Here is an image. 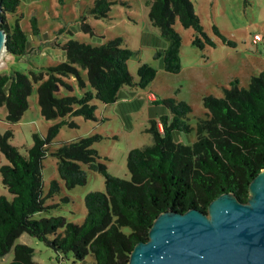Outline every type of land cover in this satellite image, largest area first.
Here are the masks:
<instances>
[{
	"label": "trees",
	"instance_id": "obj_1",
	"mask_svg": "<svg viewBox=\"0 0 264 264\" xmlns=\"http://www.w3.org/2000/svg\"><path fill=\"white\" fill-rule=\"evenodd\" d=\"M111 2L94 0L90 11L97 17L104 16ZM18 4L19 0H0V27L5 31L7 52L12 55L25 52L27 41L18 18L7 22L4 16L5 12H15ZM147 4L148 21L159 28L166 42L154 52L166 71L178 72L181 67V36L173 27L175 18L194 30L192 44L200 48L205 44L215 45L190 0H147ZM30 20L33 33H37L36 19ZM81 28L92 32L84 18ZM213 30L227 41L217 26L213 25ZM61 49L65 59L39 71L14 70L0 74V105L6 107L8 122L17 121L27 108L32 82L36 81L40 113L45 118L60 117L48 126L44 135L33 132V143L26 154L10 143V128L0 131V152L7 160L0 164L1 182L12 195L9 199L0 194V255L13 246V258L6 264H42L32 259L30 245L14 243L21 232L36 236L62 255L58 264L68 252L80 259L81 264H128L133 245L147 239L148 228L158 213L185 211L190 207L206 211L212 198L227 191L246 201L250 180L264 167V68L250 76L246 87L238 86L234 78L230 86L223 87L222 96L212 93L202 96L205 116L197 119V136L189 144L175 141L173 132L191 129L187 122L190 105L173 97L153 98V102L164 105L167 111L150 119L147 130L151 143L128 149V178L107 171L92 147L97 134L62 142L51 153L56 156L57 172L65 187L85 182L83 163L103 174L104 190H89L84 194L86 211L80 223L69 221L61 214L34 217L35 212H49L70 199L65 194L58 201L53 200L60 189L56 178L50 180L44 192L41 162L60 126L74 125L66 116L96 119V104L92 99L111 103L122 85L134 83L127 66L134 50L122 44L121 36L95 45L68 38L62 42ZM80 68L85 69L88 89L80 95H56L60 85L70 88L63 76L72 74L83 86ZM136 72L135 83L142 88L156 74L147 62L139 63ZM124 226L129 228L127 232L122 230ZM86 255H91L92 260H85Z\"/></svg>",
	"mask_w": 264,
	"mask_h": 264
},
{
	"label": "rangeland",
	"instance_id": "obj_2",
	"mask_svg": "<svg viewBox=\"0 0 264 264\" xmlns=\"http://www.w3.org/2000/svg\"><path fill=\"white\" fill-rule=\"evenodd\" d=\"M93 1L19 0L15 12L4 13L7 22L18 18L27 41L22 54L12 55L5 51L1 55L0 74L14 70L26 73L31 69L39 71L46 65L64 60L65 53L61 44L68 38L95 45L108 38L121 36L122 44L134 50L127 60L134 83L122 85L111 103L104 104L96 98L92 99L96 104V119L84 118L82 115L66 116L74 125L62 124L48 144V152L41 160L43 190L47 191L50 180L56 178L60 189L53 200L58 201L65 194L70 199L49 212H35L33 216L37 218L61 214L69 221L80 223L86 211L84 194L89 190H104L103 174L88 169L83 163L81 166L86 172L85 182L71 188L65 187L57 172L56 156L51 153L62 142L97 134L92 147L97 150L107 171L128 178V149L152 142L147 130L150 119L157 118L166 110L164 105L153 102V98L173 97L190 105L187 122L191 129L188 132H173L175 141L189 144L197 136V119L205 116L202 96L208 93L222 96L223 87L230 86V80L234 78H237L238 86L246 87L250 76L264 68V0H190L205 32L214 40L215 45L205 44L200 48L192 44L194 30L183 26L175 18L173 27L181 36V67L178 72L166 71L161 58L154 57L155 48H162L166 42L160 36L159 28L148 21L147 0H110L112 2L106 15L98 17L90 11ZM32 17L36 19L37 33L32 30ZM83 18L92 27V32L81 28ZM213 25L217 26L227 41H223L214 32ZM141 62L149 63L156 70L154 78L144 88L135 83L137 66ZM80 74L83 86L79 85L74 75L63 76L70 88L60 85L56 95H80L88 89L85 69L80 68ZM37 84V81L32 82L28 106L17 121L8 122L5 118L6 107L0 105V131L10 128L12 135L9 141L22 154H26L27 148L33 143V132L44 135L48 126L60 120V117L45 118L40 113ZM5 162L7 160L0 152V164ZM0 194H5L9 199L12 196L2 184L1 176ZM122 230L127 232L129 228L124 226ZM17 242L30 245L33 248L32 259L42 264H58L62 256L27 232H21L14 241ZM12 258L13 246L0 255V264H6ZM85 260L91 261V255H86ZM61 261L62 264H81V260L73 258L69 252Z\"/></svg>",
	"mask_w": 264,
	"mask_h": 264
},
{
	"label": "water",
	"instance_id": "obj_3",
	"mask_svg": "<svg viewBox=\"0 0 264 264\" xmlns=\"http://www.w3.org/2000/svg\"><path fill=\"white\" fill-rule=\"evenodd\" d=\"M7 51L0 27V53ZM246 201L232 192L207 210L190 207L157 214L148 237L136 242L128 264H264V167L248 184Z\"/></svg>",
	"mask_w": 264,
	"mask_h": 264
},
{
	"label": "bare ground",
	"instance_id": "obj_4",
	"mask_svg": "<svg viewBox=\"0 0 264 264\" xmlns=\"http://www.w3.org/2000/svg\"><path fill=\"white\" fill-rule=\"evenodd\" d=\"M4 53V51H2L1 53H0V58H1V55Z\"/></svg>",
	"mask_w": 264,
	"mask_h": 264
},
{
	"label": "built area",
	"instance_id": "obj_5",
	"mask_svg": "<svg viewBox=\"0 0 264 264\" xmlns=\"http://www.w3.org/2000/svg\"><path fill=\"white\" fill-rule=\"evenodd\" d=\"M59 264H62V263H59Z\"/></svg>",
	"mask_w": 264,
	"mask_h": 264
}]
</instances>
